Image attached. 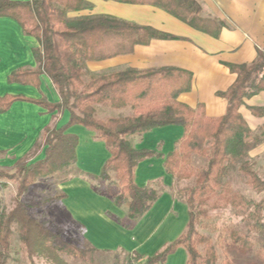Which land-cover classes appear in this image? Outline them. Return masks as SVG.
Returning <instances> with one entry per match:
<instances>
[{
  "label": "trees",
  "instance_id": "16d2710c",
  "mask_svg": "<svg viewBox=\"0 0 264 264\" xmlns=\"http://www.w3.org/2000/svg\"><path fill=\"white\" fill-rule=\"evenodd\" d=\"M99 1L156 8L192 30L213 38L219 36L224 26L221 22L202 18L201 5L197 0ZM91 9L92 5L85 0H0V18L13 20L25 36L34 38L39 44V48L33 50L36 69L15 71L8 76L7 82L38 86L39 77L45 75L60 99L57 104H50L45 100L5 95L0 97V114L7 112L17 101L36 104L46 113H55V116L64 112L69 114L68 122L62 127L51 126L43 130L39 143L32 150L43 149L41 160L33 164L18 162L11 170L0 171V181L17 184L14 209L7 216H0V264L7 263L12 230L18 235L29 264H36V258L50 264H69L67 259L96 264L99 256H110L109 264H164L166 257L179 248L187 254L186 264H232L228 261L220 263L215 242L199 232L200 217L207 213L204 207L210 208L209 202L213 197L234 209L243 203L224 182L228 163H238L239 173L247 178L253 190L264 192V181L256 172L254 162L247 160L249 154L264 142V127L252 131L239 115L246 99L264 92L263 53L258 52L251 64L227 65L229 71L236 75V80L227 91L218 94L227 102L226 113L221 118L210 119L205 116L203 106L192 109L178 101L181 95L191 90L192 85L191 73L181 69L138 70L127 67L91 74L84 79L87 63L131 55L136 47L147 46L154 40L177 39L152 27L109 15H79ZM99 105H108L115 110L128 109L131 114L122 118L100 119L96 116ZM251 113L263 117L264 109H251ZM73 126L91 132L109 153L98 176L76 169L78 138L67 132ZM170 126L181 127L183 136L167 156L163 157L159 149H137L133 146V140ZM194 156L205 161V166L198 171L193 167ZM151 158L164 160V170L171 175L174 184L192 180V184L177 190L179 197L173 188L169 190L172 198L187 206L189 219L184 232L151 258L121 250L99 251L87 242L78 246L66 240L60 228L34 217L41 208L64 199L63 194L45 200H21L37 179L72 174L62 177L57 183L82 179L97 196L108 198L116 208L125 210L126 216L122 220L110 213L107 216L123 229L131 230L166 191L161 179L149 181L143 188L135 183L138 165ZM218 207V202H213L212 208ZM263 210L264 199L255 202L253 211L248 212L244 219L249 222V232L258 234V247L253 254L259 264H264ZM230 239L242 255L253 247L248 234L239 235L232 231ZM241 240L244 245L238 246Z\"/></svg>",
  "mask_w": 264,
  "mask_h": 264
},
{
  "label": "crops",
  "instance_id": "0c3cea01",
  "mask_svg": "<svg viewBox=\"0 0 264 264\" xmlns=\"http://www.w3.org/2000/svg\"><path fill=\"white\" fill-rule=\"evenodd\" d=\"M85 1L92 5V9L79 15H109L176 37V40H154L147 46H138L131 55L111 59L112 64L138 70L170 67L191 73V90L181 95L178 101L192 109L203 106L205 116L210 119L221 118L226 113L227 102L218 94L227 91L236 80V75L229 71L227 65L251 64L258 52L264 55V0H197L201 5L202 18L224 25L217 38L192 30L156 8ZM104 5L113 7V11L102 14L98 8ZM120 11L124 15L122 18L119 17ZM38 48V42L25 36L16 22L0 18V97L21 96L33 101L45 100L50 104L60 101L56 89L45 75L39 77L38 86L7 82L8 76L15 71L36 69L33 50ZM255 108L264 109V92L246 99L239 109V115L252 131L264 127V116L257 117L251 113ZM68 120V112L55 116V113H46L30 102L13 103L7 112L0 114V165L9 166L11 170L18 162L33 164L41 160L43 149L32 150L39 143L43 130L51 126L60 128ZM67 132L78 138L76 169L98 176L109 158L104 144L80 126H73ZM182 136L181 127H165L133 140V146L137 149H159L165 157L174 150ZM262 152L264 142L250 154ZM163 162L162 158L147 159L135 171L137 186L143 188L149 181L161 179L166 191L131 230L123 229L107 216L110 213L122 220L126 216L125 210L116 208L110 199L97 196L82 179L73 178L58 184L60 194L65 195L60 206L69 223L81 232L78 241L87 242L99 251L135 252L143 258H151L174 242L187 226L188 209L170 195L174 180L165 172ZM186 261L185 250L179 248L166 257L164 264H186ZM35 263L42 264L37 260Z\"/></svg>",
  "mask_w": 264,
  "mask_h": 264
},
{
  "label": "rangeland",
  "instance_id": "374dc122",
  "mask_svg": "<svg viewBox=\"0 0 264 264\" xmlns=\"http://www.w3.org/2000/svg\"><path fill=\"white\" fill-rule=\"evenodd\" d=\"M102 8H98L102 11V14L113 11V7L109 5ZM75 14H71L74 16ZM120 16L124 15L120 11ZM111 61H104L100 63H87L85 65V78H88L91 74H100V73H109L112 71H118L125 68V65H113ZM113 63V64H112ZM131 114L128 109L115 110L110 108L108 105H99L96 107V116L100 119L106 118H122L129 116ZM254 153L249 154L247 160L254 162L255 170L264 181V152L254 155ZM205 166V161L201 158L194 156L193 167L195 171H198ZM238 163H228L227 164V173L224 179L226 184L228 183L230 191L232 194H237L243 201L240 207L234 209L230 204L227 206L224 205L223 201L216 200L217 198L213 197L209 202L210 208L204 207L207 213L205 216L200 217V229L199 232L202 235L209 236L215 242L216 250L219 255V260L221 262L228 261L232 264H259L255 258L253 252L257 249V241L259 240L258 234L249 232L248 223L246 220V214L253 211V205L264 199V192L257 193L251 185L247 183V178L239 173ZM76 167V165H75ZM74 167V168H75ZM2 169H9V166L0 165V171ZM10 171L9 173H11ZM70 175L57 174L51 178L47 179H37L30 188L23 194L21 200L25 199H38L45 200L55 196H59L60 192L58 190L57 183L62 177H68ZM192 184L190 181H181L176 182L173 185L174 193L177 194V190L184 188ZM17 184L16 182L1 180L0 181V216H7L15 207L17 200ZM179 197V196H178ZM217 203L220 207L214 209L212 204ZM61 202L57 201L52 205L41 208L38 212L35 213L34 217L39 221H47L52 223L56 228L62 230V234L66 240L76 244L78 246H83V243L78 241V238L81 234L78 228H74L73 225L69 223V220L64 213ZM261 224L264 225V210L261 215ZM13 231L11 235L10 245L8 249V260L6 264H29V261L26 255L22 252L21 244L18 238V235ZM232 231L236 232L239 235L248 234L249 239L253 244V247L246 254H241L236 249L230 239V234ZM244 245V241H240L238 246ZM37 263L50 264L43 260L42 258H36ZM111 258L110 256H99L96 258V264H109ZM69 264H82L80 261L75 259H67ZM35 263V262H34Z\"/></svg>",
  "mask_w": 264,
  "mask_h": 264
}]
</instances>
